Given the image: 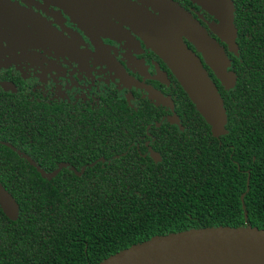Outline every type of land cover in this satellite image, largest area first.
Instances as JSON below:
<instances>
[{
    "label": "trees",
    "instance_id": "trees-1",
    "mask_svg": "<svg viewBox=\"0 0 264 264\" xmlns=\"http://www.w3.org/2000/svg\"><path fill=\"white\" fill-rule=\"evenodd\" d=\"M231 2L237 55L221 46L234 87L225 90L206 69L223 101L226 134L212 135L183 89L176 113L181 125L196 126L187 133L199 136H160L158 163L135 147L112 159L136 141L128 135L150 122L144 115L152 107L130 112L110 101L102 113L73 117L76 129H60L50 118L45 131L34 129L30 137L13 115L7 124L20 136L7 140L32 163L0 150L13 159L0 164V184L18 208L12 218L0 207V264H97L155 236L246 225L264 230V0ZM64 161L85 170L42 176L40 170L51 173Z\"/></svg>",
    "mask_w": 264,
    "mask_h": 264
},
{
    "label": "flooded vegetation",
    "instance_id": "flooded-vegetation-1",
    "mask_svg": "<svg viewBox=\"0 0 264 264\" xmlns=\"http://www.w3.org/2000/svg\"><path fill=\"white\" fill-rule=\"evenodd\" d=\"M77 1L0 0V150L10 149L29 159L7 140L20 136L8 126L10 119L24 120L28 137L34 129L45 131L52 124L50 118L60 129H76L73 117L102 113L110 101L123 102L130 112L152 107L144 115L150 122L137 125L128 135L136 141L112 159L135 147L141 158L152 157L158 163L161 158L154 148L160 136L168 138L172 132L199 136L187 133L196 126L180 124L176 112L184 100L182 88L137 20L140 13L159 18L178 8L225 46L210 28L217 18L194 0H126L136 12L91 9L82 15L74 11H79ZM182 40L209 70L194 45L185 37ZM109 67L115 75H107ZM22 102L27 104L24 108ZM11 163V157L0 153V164ZM63 169L80 176L85 166L76 171L64 161L44 173L59 170L57 176Z\"/></svg>",
    "mask_w": 264,
    "mask_h": 264
},
{
    "label": "water",
    "instance_id": "water-1",
    "mask_svg": "<svg viewBox=\"0 0 264 264\" xmlns=\"http://www.w3.org/2000/svg\"><path fill=\"white\" fill-rule=\"evenodd\" d=\"M194 1L217 18V24L210 28L228 47V51L237 55L234 7L231 0ZM78 6L79 11H74L81 15L91 9L101 13L115 8L122 13L132 14L137 11L126 0H78L76 7ZM139 17L137 25L140 30L148 35L196 111L211 127L212 135L219 137L226 134L227 118L217 88L200 58L182 39L185 37L194 45L206 67L224 89L229 90V86L234 87L235 75L229 70L230 60L224 48L193 21L190 15L178 8L172 14L159 18L143 13ZM27 160L31 162L30 159ZM59 170L53 174L40 172L50 179ZM0 207L12 218L18 213L16 204L1 184ZM97 264H264V230L246 225L238 228L191 229L155 236Z\"/></svg>",
    "mask_w": 264,
    "mask_h": 264
},
{
    "label": "rangeland",
    "instance_id": "rangeland-1",
    "mask_svg": "<svg viewBox=\"0 0 264 264\" xmlns=\"http://www.w3.org/2000/svg\"><path fill=\"white\" fill-rule=\"evenodd\" d=\"M107 75H115V72L113 69H111L110 67L107 69ZM230 85V84H228ZM232 86H229V89H232Z\"/></svg>",
    "mask_w": 264,
    "mask_h": 264
}]
</instances>
